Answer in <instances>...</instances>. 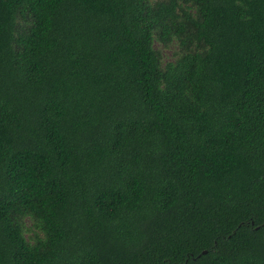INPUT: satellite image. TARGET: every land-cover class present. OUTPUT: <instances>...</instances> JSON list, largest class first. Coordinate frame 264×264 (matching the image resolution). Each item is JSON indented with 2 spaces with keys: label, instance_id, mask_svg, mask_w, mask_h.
I'll list each match as a JSON object with an SVG mask.
<instances>
[{
  "label": "trees",
  "instance_id": "trees-1",
  "mask_svg": "<svg viewBox=\"0 0 264 264\" xmlns=\"http://www.w3.org/2000/svg\"><path fill=\"white\" fill-rule=\"evenodd\" d=\"M0 264H264V0H0Z\"/></svg>",
  "mask_w": 264,
  "mask_h": 264
},
{
  "label": "rangeland",
  "instance_id": "rangeland-1",
  "mask_svg": "<svg viewBox=\"0 0 264 264\" xmlns=\"http://www.w3.org/2000/svg\"><path fill=\"white\" fill-rule=\"evenodd\" d=\"M166 58H167V59H170V58H171L170 53H166Z\"/></svg>",
  "mask_w": 264,
  "mask_h": 264
},
{
  "label": "water",
  "instance_id": "water-1",
  "mask_svg": "<svg viewBox=\"0 0 264 264\" xmlns=\"http://www.w3.org/2000/svg\"><path fill=\"white\" fill-rule=\"evenodd\" d=\"M203 253L206 254V251H204Z\"/></svg>",
  "mask_w": 264,
  "mask_h": 264
}]
</instances>
